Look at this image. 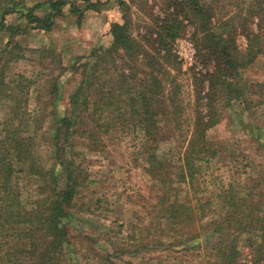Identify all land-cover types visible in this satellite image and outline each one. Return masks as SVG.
<instances>
[{
	"label": "trees",
	"instance_id": "trees-1",
	"mask_svg": "<svg viewBox=\"0 0 264 264\" xmlns=\"http://www.w3.org/2000/svg\"><path fill=\"white\" fill-rule=\"evenodd\" d=\"M82 1L86 9H97L91 0ZM131 2L118 0L122 22L111 25L110 46L96 48L74 63L81 82L70 97L68 113L58 116L52 164L46 167L37 159L35 138L23 136L20 130L0 140V264H70L64 220L71 216L75 196L87 177L66 147L74 148L71 141L76 136L95 142V134L115 132L122 121L143 134L146 172L165 188L152 206L158 210L150 215L164 220V229L179 233L177 241L171 239L184 245V251L193 249L203 264H264V168L256 170V177L248 176L249 185L222 190L216 208L195 193L198 163L201 166L219 155L207 137L219 124L218 105L245 101L247 85L240 82L239 74L264 55V0H228L231 10H220L215 1L163 0L157 14L153 9L143 11L147 22L144 34L138 36ZM43 5L50 6L49 14H34ZM66 5L73 13L85 12L71 2L50 0L29 9L26 19L32 29L50 32ZM189 26L196 59L192 66L196 105L194 117L187 121L182 119L188 106L179 82L182 70L173 47ZM4 30L26 32L2 21L0 32ZM17 47L8 51L13 59ZM5 83L2 68L0 92L7 88ZM13 83L18 90L19 80ZM26 123L20 120L19 125ZM177 135L181 138L177 156H159V145ZM6 142L9 147L3 149ZM34 172L41 177V198L29 209L18 175ZM184 186L188 194L179 198ZM106 264L116 263L107 259Z\"/></svg>",
	"mask_w": 264,
	"mask_h": 264
},
{
	"label": "rangeland",
	"instance_id": "rangeland-1",
	"mask_svg": "<svg viewBox=\"0 0 264 264\" xmlns=\"http://www.w3.org/2000/svg\"><path fill=\"white\" fill-rule=\"evenodd\" d=\"M48 1H0V22L26 30L24 33L0 32V70L5 69L7 80V88L0 92V140L6 134L20 133L19 130L23 136L35 138L37 159L39 157L46 167L54 159L53 135L58 116L68 113L70 97L81 82L75 61L96 48L110 46L111 25L122 22L118 0H91L96 10L86 9L82 0H65L85 10L84 14L73 13L70 5H66L62 16L55 19L52 31L32 29L26 19L28 10ZM204 1H215L213 4L220 10H231L228 0ZM162 3L163 0L131 2L137 36L144 34L143 25L147 22L143 11L153 9L157 14ZM50 11L49 5H43L33 12L44 17ZM191 35L192 27L189 26L182 39L190 42ZM241 44L246 45L243 38ZM16 45L19 47L13 51V59L8 51ZM176 50L175 42L173 53L182 70L179 76L182 97L189 106L182 119L188 121L194 117L196 105L192 79L195 68L181 61ZM16 54L20 56L17 59ZM173 74H177L176 71ZM13 80H19L18 90ZM239 80L247 85L245 101H234L230 105L221 101L219 124L207 133L219 155L201 166L198 163L200 172L196 176L195 193L200 198L210 199L213 208L222 190L244 183L249 185L248 178L256 177V170L264 168V55L241 71ZM20 120L27 123L19 125ZM95 136L98 138L95 142L85 135L76 136L77 139L71 141L74 148L66 147L87 177L75 196L71 216L64 220L69 237L68 262L106 264L110 259L116 264H203L201 257L188 245L185 247L189 251H184V245L171 239L177 241L179 233L175 229H164V220L150 215L158 210H153L152 206L158 204L165 188L146 172L143 134L122 121L117 131ZM180 140L177 135L162 142L158 155L176 157L181 151ZM8 145L6 142L2 148ZM18 177L22 199L30 209L41 198L38 189L41 177L35 172ZM60 184L63 187L64 180ZM186 191L187 186H184L178 193L179 198L185 197ZM189 196L192 197V193Z\"/></svg>",
	"mask_w": 264,
	"mask_h": 264
},
{
	"label": "built area",
	"instance_id": "built-area-1",
	"mask_svg": "<svg viewBox=\"0 0 264 264\" xmlns=\"http://www.w3.org/2000/svg\"><path fill=\"white\" fill-rule=\"evenodd\" d=\"M176 44L177 50L174 52L177 53L179 59L185 62V64H187L188 66H193L196 62V59L195 49L192 42L181 38L176 40Z\"/></svg>",
	"mask_w": 264,
	"mask_h": 264
}]
</instances>
